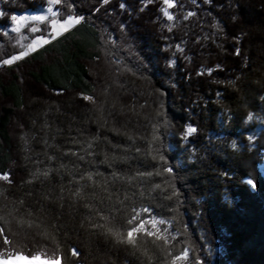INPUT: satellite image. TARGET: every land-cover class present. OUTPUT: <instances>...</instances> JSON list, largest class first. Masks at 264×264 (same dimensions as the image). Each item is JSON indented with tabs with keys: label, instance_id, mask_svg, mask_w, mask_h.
I'll use <instances>...</instances> for the list:
<instances>
[{
	"label": "trees",
	"instance_id": "obj_1",
	"mask_svg": "<svg viewBox=\"0 0 264 264\" xmlns=\"http://www.w3.org/2000/svg\"><path fill=\"white\" fill-rule=\"evenodd\" d=\"M45 3L0 0V257L264 264V0H61L80 23L3 64L51 27L10 15ZM141 206L167 245L109 233Z\"/></svg>",
	"mask_w": 264,
	"mask_h": 264
},
{
	"label": "snow or ice",
	"instance_id": "obj_2",
	"mask_svg": "<svg viewBox=\"0 0 264 264\" xmlns=\"http://www.w3.org/2000/svg\"><path fill=\"white\" fill-rule=\"evenodd\" d=\"M49 5L52 4H59L61 2V0H48ZM105 2H107V0H105ZM165 4L167 5V8L162 9L163 13L165 16L168 17L169 20H172L173 17L172 15L168 12V8H172L174 6L172 0H164ZM121 7H123V5H121ZM48 11L50 13H52V16H55L56 13L52 11L51 6L49 7ZM0 15H2V13H0ZM191 15V13L189 14ZM14 22H20V21H24V20H38V21H45L48 19V17L45 16H31V17H17V16H12L11 18ZM81 18L80 17H68V19L64 20L63 23L60 24V30L61 31H68V29L70 27H72L75 24L80 23ZM55 23V22H54ZM22 26V25H21ZM20 30V26L15 28V31L19 32ZM33 31H37V29L33 28ZM60 33L57 32V35H59ZM55 38V37H53ZM48 43V40L44 39L43 37H37L36 40H33L32 43L27 47L26 50L21 51L18 55H14L12 56L10 59H5L3 61V64L5 65H11L13 62L20 60L22 58H24L25 56H28L31 52H34L36 50L37 47L41 46L42 44H46ZM238 54V53H237ZM209 72H211V69H209ZM85 100H93V97L91 96H84L83 97ZM195 129L189 127L187 129V134H190L192 132H194ZM169 171H171L169 169ZM91 178V177H89ZM0 180H4V181H9V176L7 173L0 175ZM248 183L250 185H252L253 187H255V184H253L252 180H249ZM175 194V193H174ZM144 212H147L148 209H143ZM139 216V213H137L136 215H134L132 217V219L129 220V224H133V221H136L137 218ZM165 221L160 220L157 221L155 219H152L150 221H144V220H140L139 223L137 225H134L128 232L126 236L121 235V233L119 232H115L112 229H108L109 233L111 235H113L119 242L122 243H128L130 245L136 246L137 244V233L140 232H144L146 235L148 236H152L154 237L156 240H160L162 241L165 245H167L168 243V237L166 235L163 234V232H166V230H161L157 227L158 224H164ZM146 225H150L152 229H154L155 231H148ZM3 230H0V232H2ZM5 243H9V241L7 240V238H5ZM73 255H77V252L75 250H73ZM16 256V262H23V264H32V261L38 259V257H32V260H29L28 257L22 256L20 254H15ZM169 256H170V264H184L185 261L188 260L189 257V249L185 248L183 249L178 255L177 254H172L171 252H169ZM0 264H14L13 261H11V259H3L0 258ZM46 264H52V261H47Z\"/></svg>",
	"mask_w": 264,
	"mask_h": 264
},
{
	"label": "rangeland",
	"instance_id": "obj_3",
	"mask_svg": "<svg viewBox=\"0 0 264 264\" xmlns=\"http://www.w3.org/2000/svg\"><path fill=\"white\" fill-rule=\"evenodd\" d=\"M172 2H173V0H172ZM50 6L52 8V11L55 12V13H57V8L54 6V4L49 5V2L47 0V3H45L43 5H38V7L35 10H33V9H26V10H23V12L15 11V12H13L10 15V17H9V19H10L9 25L6 28H3L6 32L15 31V28L18 27V26H20V29H21L23 27V25L26 24V23H28V22H31L33 25H36L37 23L40 22L38 20H30V19L24 20V21H20V22H14L11 19L12 16H17V17H21V16H23V17L45 16V17H48L47 20H49V22H50V26L51 27H50L49 32H48L49 34L48 35H46V34H38V35H36L33 39H31L29 42H27V43H25L23 45V48H22L21 51L26 50L27 47L32 43V41L37 39V37H43L44 39L48 40V42H49V40H51L53 37L57 36V32H59L60 34L62 33V31L60 30V24L63 23L64 20L68 19V17H70V16L71 17H79V16H75L73 14H69L66 17H63L62 19L56 17L57 15L52 16V13H50L48 11V9H49ZM164 8H167V5L165 4V2H164V7H162V9H164ZM169 9L170 8H168V12L172 15L171 10L169 11ZM19 40H22V37H19ZM19 43H21V45H22V41L19 42ZM19 53L18 52H15V53L9 55L5 59H10L12 56L18 55ZM260 121L264 122V109H262ZM249 134L251 135V136H249V141H252L254 139V137H256V135H257V133L256 132H253V131H250ZM253 173L258 178L259 177L260 178L261 177L264 178V150L262 151L261 157L259 158V164L257 166V169H256V171L254 170ZM249 180H252L253 181V179H249ZM253 184H254V181H253ZM143 209H147V207L146 206H141V207H138L135 210L136 213H139L138 221L136 222V225L139 223L140 220H144V221H150L152 219H155L157 221L163 220V221H165V223L164 224H158L157 227L159 229H161V230H166V232H163L164 235H166L170 231V225H169V221L168 220L162 219L159 215H156L154 213H148L149 210L147 212H144ZM146 227H147V230L148 231H155L154 229L151 228L150 225H146ZM15 254H17V253H15ZM20 255L24 256L23 254H20ZM32 257H38V256L36 255V256H32ZM32 257H28V258H32ZM0 258H3V259H6L7 260L9 258L10 259H14V258H16V256L15 255H12V256L9 255V256H6V257L1 256ZM40 258L49 260L48 258H46L44 256H42V257L40 256ZM56 260H58V258Z\"/></svg>",
	"mask_w": 264,
	"mask_h": 264
},
{
	"label": "bare ground",
	"instance_id": "obj_4",
	"mask_svg": "<svg viewBox=\"0 0 264 264\" xmlns=\"http://www.w3.org/2000/svg\"><path fill=\"white\" fill-rule=\"evenodd\" d=\"M28 259L32 260V258H28ZM11 261H13L14 264H23V262H16V258L11 259ZM47 261H52V264H60V262L56 259L55 260H51V259L47 260V259L40 258V256H38V259L32 261V264H46Z\"/></svg>",
	"mask_w": 264,
	"mask_h": 264
}]
</instances>
